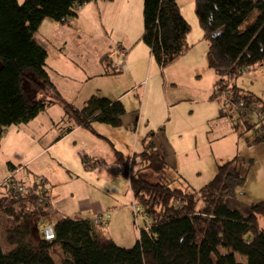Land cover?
<instances>
[{
  "label": "trees",
  "instance_id": "trees-1",
  "mask_svg": "<svg viewBox=\"0 0 264 264\" xmlns=\"http://www.w3.org/2000/svg\"><path fill=\"white\" fill-rule=\"evenodd\" d=\"M91 1L0 0V140L9 127L28 123L52 105L61 106L71 123L60 138L76 126L101 137L93 123L122 125L127 112L122 100L94 95L81 109L67 101L48 74L46 49L35 40L44 19L67 24L78 7ZM194 11L209 42L208 66L218 77L211 99L225 95L243 116L250 107L264 116L262 99L243 92L234 82L245 70L264 65V0H195ZM142 16L141 39L159 67L185 53L190 25L177 0H143ZM120 69L114 66L107 73L119 74ZM148 136L153 135L144 139L139 160L135 153L125 158L113 148L120 172L129 182L135 215L142 218L132 247L119 246L103 234V223L90 218L65 217L50 223L55 209L47 181L35 176L27 185L11 176L0 185V213L14 222L6 232L13 248L5 252L0 245V264H57L56 247L62 253L60 264H264V199L250 204L246 213L227 203L245 181V175L233 168L236 160L219 165L213 179L197 192L172 189L168 183L140 175L142 169L164 174L168 167ZM82 160L87 168L97 164L90 166L87 156ZM7 167L12 173L18 166L8 163ZM49 224L55 237L45 240L39 227ZM220 248L231 249L246 262L226 260Z\"/></svg>",
  "mask_w": 264,
  "mask_h": 264
},
{
  "label": "rangeland",
  "instance_id": "rangeland-1",
  "mask_svg": "<svg viewBox=\"0 0 264 264\" xmlns=\"http://www.w3.org/2000/svg\"><path fill=\"white\" fill-rule=\"evenodd\" d=\"M123 2L126 8H131L130 15L121 17L117 26L108 31L106 39H99L97 43L91 41V38L86 39L89 52L86 66L93 63L96 51L106 47L107 51L112 53L114 64L121 66V75L133 73L137 81L136 88L139 89L135 90L134 94L138 99L135 103L131 101V97L127 99V102L131 103L130 106H125V118L130 121L131 117L138 124V132L132 135L131 141L121 138L120 151L125 158L135 153L139 160L138 154L143 151L147 135L152 134L153 136H148L147 141H156L158 146L159 140L165 141L163 147L168 143L171 151L162 148L159 152L167 161L166 173L156 174L150 169H142L140 175L150 181L168 183L170 188L186 192H197L213 179L219 165L235 159L233 168L245 175V181L237 190L236 197L228 199L227 203L244 211L243 213L248 212L250 204L264 199V128L261 127H264V120L258 109L253 107L243 116L239 107L228 102L225 95L220 100L211 99L210 95L218 77L208 66L209 42L204 37L195 15V0H177L184 18L187 19L185 20L190 25L187 35L188 49L164 68L159 67L152 59L150 49L141 39L143 0ZM97 4L85 5L83 8H106L100 1ZM255 15L256 11L253 12L251 20ZM44 20L35 34V40L42 47H46L51 55V45L54 42L52 24L55 21L48 18ZM130 48L135 49L127 57ZM1 65L0 60V67ZM234 82L243 92L261 98L264 104V65L245 70ZM90 85L88 83V86L76 87L80 92L71 103L78 109H81L85 104L83 102L90 97H99V87L98 90H90ZM166 88H169L170 93ZM132 95L131 93L130 96ZM174 100L179 102L171 106ZM10 128L7 132L11 133L16 125ZM39 130L42 131L43 128ZM30 135L25 136L21 132L16 143H10L5 137L6 141L0 149V185L9 171L6 165L8 158H13L12 161L19 164L21 162L18 161L24 155L35 150V139ZM37 144L41 145L40 142ZM70 146L72 145L65 144L66 152L62 151L60 156L65 164H72L74 160L75 175L72 181L65 178L67 169L64 162L62 164L58 156L56 157L57 148L47 149L25 164V170L21 173L22 179L30 185L34 177L39 176L36 170L50 173L49 168L53 167L57 173L52 172V177L59 183L53 190L56 205L62 210L69 208L66 214L75 215L72 214L75 212L83 218L94 219L96 211L85 202L99 201L103 208V214L100 216L101 223L104 224L103 234L121 247H132L138 237V227L142 226V218L133 212L135 203L129 182L118 174L119 165L113 163L112 159L105 160L109 172L113 170V178L103 179L100 174L86 173L82 168V161L74 156L72 148L67 150ZM138 168L136 166L132 173ZM85 180L87 184H83ZM48 187L51 189V184ZM56 219L53 215L49 222L53 224ZM13 225L14 222L10 218L0 213V245L5 252L13 248L6 241V232ZM183 226L184 223L181 222L180 227ZM201 247L206 253L210 251L205 243H202ZM220 252L230 262H246L244 256L229 248H220ZM61 254L60 248L56 247L53 257L57 264H60Z\"/></svg>",
  "mask_w": 264,
  "mask_h": 264
},
{
  "label": "crops",
  "instance_id": "crops-1",
  "mask_svg": "<svg viewBox=\"0 0 264 264\" xmlns=\"http://www.w3.org/2000/svg\"><path fill=\"white\" fill-rule=\"evenodd\" d=\"M98 1H100V3H103V6L106 8H83V6L85 5L96 6L98 5ZM102 1L103 0H94L81 6V8L77 9V15L70 19L67 24L62 25L57 22L52 24V28L54 30V42L51 45L53 51L51 55L45 47L47 51V71L54 85L60 91L62 96L70 103L74 101L75 96L80 92L78 89L76 90V87L82 88L84 86H88V83H90V90H93L94 88L95 90H98L99 87V96L106 97L112 100H122L125 106H130L131 101H134L135 103L138 99L134 94V91L139 89L138 87L136 88L137 81L135 75L133 73H128L126 75H121L122 73H107V70H112L116 65L111 58L112 53L108 52L106 47L101 48L100 51H96L93 58V63L86 66V58L89 53L87 51L88 47L86 46V39L91 38V41L95 43L99 42V39H106L108 31L117 26L119 19L123 16L128 17L131 13V8H126L123 4V1L125 0H115L116 2L113 0L114 2L110 3ZM115 6L116 8H114ZM59 32H62V34H60ZM134 49L130 48L126 56L128 57L129 55H131ZM105 55H108L109 57L104 62L102 61V58ZM109 63H113V65L107 68L106 65H108ZM166 90L168 93H170L169 88H166ZM131 93L133 94L132 96H130ZM137 95H139L138 92ZM130 97L131 101L127 102V99ZM172 98L174 99V97ZM85 101L83 102V104L85 103ZM178 102L179 101L174 100L171 106H174ZM125 117L126 116H123L122 125L120 127H111L109 125L97 122L93 123V128L101 137H96L83 126H76L70 132L60 138L59 136L62 133L63 129L70 126L71 123L67 121L63 108L61 106L52 105L48 107L28 123L16 125V128L13 132L10 133L7 132L9 130H6V133L1 138L0 149L3 142L6 141L4 140L5 137L8 138V141L10 143H16L19 140V135L21 134V132L25 136L31 134L30 136L35 139V150L31 153H28L27 155H24L22 159L18 161L21 163L16 164L12 161L13 158H8L6 162L7 166L8 163H11L18 167L17 170L12 173L8 169L9 171L7 172L9 175L7 174V176L3 179V182L9 176H13L17 180L22 181L24 184H26L21 177V173L25 170L24 165L27 164L30 160H33L34 158L42 154L47 149L51 150L55 148L58 149L56 150V157L58 156L62 164L64 162L65 169H67L65 178H68L70 179V181H72L75 175L73 171V168H75L74 160L72 161V164H65L64 159L60 156L62 151L64 153L66 152V149H64L65 144L72 145L68 147L67 150L69 148H72L74 156L78 160L80 159L82 161V164V159L85 156L89 157V159L92 160L89 162L90 166L97 163L94 167L90 168L85 167V165L83 164L82 168L86 173L92 172L96 173L97 175L100 174L103 179L115 177L113 170L109 172L105 160L112 159L111 161L113 163L119 165L116 162L113 148L122 153L120 151L121 138H124V140L126 141H131L132 135L138 132V124H136L131 117L130 121ZM41 128H43L42 131L39 130ZM32 129H36V131ZM159 136L163 137L162 134H159ZM155 140H157V136H155ZM38 142H40L41 145H38ZM163 142L165 141L159 140L158 146V143L154 141L155 148L158 151H162V148H168L171 151V147L168 143L163 147ZM24 158H26V160ZM165 162L167 164L166 160ZM49 170L50 173H44L37 170L36 172L39 173L40 177L44 178L47 181V185L51 184L49 197L50 202L55 209L54 215L57 217L56 220L60 218H72L76 216L83 218L81 215H76L75 212L72 213L75 215L66 214L65 212H68L69 208L62 210L61 207L56 205L54 198L55 194H53V190L56 189L55 187L59 183H56L52 176L53 173H57V170L53 169V167L49 168ZM118 174L122 175L120 174V168L118 170ZM83 184H87L86 180L83 181ZM85 203L88 206L91 205L92 208L96 211V215L94 216L95 218L93 220L99 218L100 222H102V219L100 218V216L103 214V208L101 206L102 204H100L99 201H96L95 203ZM237 209L240 210L239 208Z\"/></svg>",
  "mask_w": 264,
  "mask_h": 264
},
{
  "label": "built area",
  "instance_id": "built-area-1",
  "mask_svg": "<svg viewBox=\"0 0 264 264\" xmlns=\"http://www.w3.org/2000/svg\"><path fill=\"white\" fill-rule=\"evenodd\" d=\"M264 118V116H263ZM9 178H11V176H9L5 181H7ZM136 206L133 205V212L134 214L136 213ZM95 224H99L100 223V219L97 218L94 220ZM39 233L43 236V238L45 240H52L54 239L55 237V234H54V230H53V226L52 225H45V226H40L39 227Z\"/></svg>",
  "mask_w": 264,
  "mask_h": 264
}]
</instances>
